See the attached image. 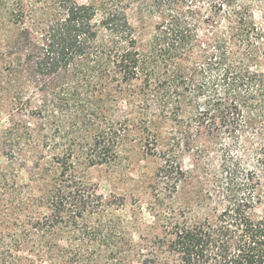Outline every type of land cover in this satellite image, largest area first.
I'll return each instance as SVG.
<instances>
[{
  "label": "trees",
  "instance_id": "1",
  "mask_svg": "<svg viewBox=\"0 0 264 264\" xmlns=\"http://www.w3.org/2000/svg\"><path fill=\"white\" fill-rule=\"evenodd\" d=\"M171 3H150L160 17L143 45L118 5L96 19L77 0H0V264H264V98L255 100L253 162L248 148L221 152L225 134L233 141L254 121L237 98L264 92L261 34L240 33L251 45L235 65L219 44L186 63L195 26L215 16L205 0ZM136 80L135 136L160 158L138 241L125 197L78 174L110 165L130 134V119L102 113L93 92L134 91ZM67 111L93 134L57 142Z\"/></svg>",
  "mask_w": 264,
  "mask_h": 264
},
{
  "label": "rangeland",
  "instance_id": "2",
  "mask_svg": "<svg viewBox=\"0 0 264 264\" xmlns=\"http://www.w3.org/2000/svg\"><path fill=\"white\" fill-rule=\"evenodd\" d=\"M79 3H91L97 10L96 19H100L103 11L112 5L123 7L131 23L134 34L139 44L147 43L154 35L156 22L159 20V10L151 6L154 0H77ZM171 1L172 0H168ZM217 0H205L203 12L206 15L215 16L213 22L199 23L195 26L199 32L198 40L190 43L195 49V56L189 55L184 58V62L189 63L196 61L206 53L203 49L216 45H224L229 51L227 58L231 65H235L242 60V50L251 45V41L245 40L240 33L247 30H256L261 34L257 45L264 48V0H228L229 4L219 7ZM172 5V3H171ZM206 8V9H205ZM0 10V19L2 17ZM232 16L234 20L229 21L228 17ZM251 20L252 24L246 25V21ZM192 26L194 23H191ZM197 54V55H196ZM199 57V58H198ZM253 68H255L253 66ZM258 69H263L260 65ZM138 80L134 81L132 88L134 91H125L121 93L108 90H98L93 92L92 100L101 104V111L107 115L112 112L117 115L128 117L130 119V131L128 138L122 144L118 157L110 165L80 167L78 174L88 183L92 184L99 193L102 194H119L125 197V209L123 215L125 218H134L138 216V223L132 224L130 232L134 241H138V231H141L142 225L139 219L143 217L150 222V216L142 208H139L140 201L146 186L152 180L154 173L160 165V158L157 155H151L149 150L141 145L135 134L138 133V105L141 103V97L138 94ZM248 97V96H247ZM259 97L264 98V92L261 95L255 94L247 99L237 98L246 105L247 115L253 117V123L245 130V133L238 135L237 139L229 140V135H224L221 142L222 157L228 154V150L242 151L245 148L243 156L246 162H253L254 154L249 151L254 147V132L261 127V118L258 111L255 110V100ZM72 112H63L58 123L61 124V138H57V142L68 141L83 134L84 137L93 134V129L79 128V124H74L70 116ZM257 114V115H256ZM32 126L36 125V121L29 119ZM88 129V130H87ZM74 136V137H73ZM77 141V140H76ZM230 145V146H229ZM220 154V153H219ZM4 163V159L0 157V164ZM186 166H189V160L185 158ZM19 180L26 182L27 174L24 168L20 170ZM138 206V207H137ZM142 211L140 212V210Z\"/></svg>",
  "mask_w": 264,
  "mask_h": 264
}]
</instances>
